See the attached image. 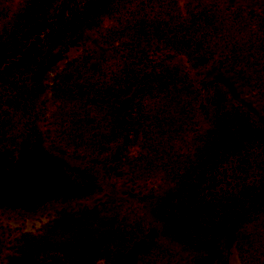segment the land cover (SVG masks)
Here are the masks:
<instances>
[{"label": "trees", "instance_id": "trees-1", "mask_svg": "<svg viewBox=\"0 0 264 264\" xmlns=\"http://www.w3.org/2000/svg\"><path fill=\"white\" fill-rule=\"evenodd\" d=\"M212 66L264 108V3L0 0V211L125 194L94 162L112 152L136 185L20 234L5 264H228L233 242L264 264V120L191 73Z\"/></svg>", "mask_w": 264, "mask_h": 264}, {"label": "rangeland", "instance_id": "rangeland-1", "mask_svg": "<svg viewBox=\"0 0 264 264\" xmlns=\"http://www.w3.org/2000/svg\"><path fill=\"white\" fill-rule=\"evenodd\" d=\"M19 0H14L17 3ZM223 8L232 7V5H254L260 6L264 3V0H220ZM89 45L97 47L101 50H105L98 42L96 37L89 36ZM79 53V49L72 50L68 57L75 56ZM193 77L200 83L205 84L208 80H216L223 84L228 90L230 96L234 101L244 104L255 115L264 120V108L257 101V99L243 86L235 77L219 67L212 66L203 68L191 72ZM46 98H49V93H46ZM48 147L50 150L60 153L66 157L73 159H82L78 153L67 151L51 141H48ZM116 154L112 152L108 157L101 159H95L94 162L98 164V167L102 171L116 180L120 189L125 192L123 195L113 196L106 193L96 196L90 200H81L62 206L49 207L46 210L34 214V216L24 214H9L0 211V264H5L4 256L9 244L22 233H35L39 231L43 226L52 222L56 218L58 213H76L83 210L91 209L94 207L103 208V206H109L115 203H122L128 205L132 201L136 185L126 175V166L120 167L116 162ZM147 247L144 241H137L133 249L137 251H143ZM239 246L236 242H233L227 252L228 264H241L238 258Z\"/></svg>", "mask_w": 264, "mask_h": 264}]
</instances>
